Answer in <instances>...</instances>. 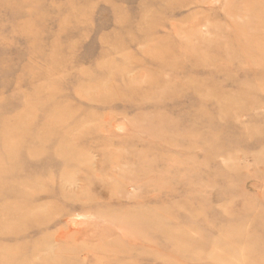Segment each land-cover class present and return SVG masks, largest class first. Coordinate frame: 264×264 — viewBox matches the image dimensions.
Wrapping results in <instances>:
<instances>
[{
    "label": "rangeland",
    "instance_id": "obj_1",
    "mask_svg": "<svg viewBox=\"0 0 264 264\" xmlns=\"http://www.w3.org/2000/svg\"><path fill=\"white\" fill-rule=\"evenodd\" d=\"M0 264H264V0H0Z\"/></svg>",
    "mask_w": 264,
    "mask_h": 264
}]
</instances>
